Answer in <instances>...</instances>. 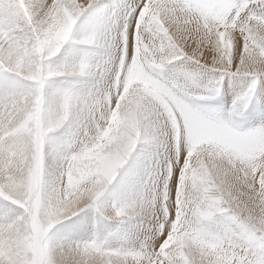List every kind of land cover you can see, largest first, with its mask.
<instances>
[{
	"label": "snow or ice",
	"instance_id": "obj_1",
	"mask_svg": "<svg viewBox=\"0 0 264 264\" xmlns=\"http://www.w3.org/2000/svg\"><path fill=\"white\" fill-rule=\"evenodd\" d=\"M0 264H264V0H0Z\"/></svg>",
	"mask_w": 264,
	"mask_h": 264
}]
</instances>
